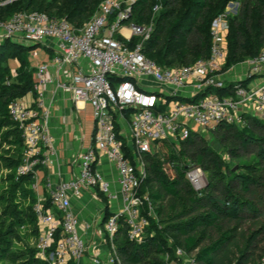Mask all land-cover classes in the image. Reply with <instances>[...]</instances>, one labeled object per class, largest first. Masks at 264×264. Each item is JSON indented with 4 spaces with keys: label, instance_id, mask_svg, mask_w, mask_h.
<instances>
[{
    "label": "built area",
    "instance_id": "2783aa9c",
    "mask_svg": "<svg viewBox=\"0 0 264 264\" xmlns=\"http://www.w3.org/2000/svg\"><path fill=\"white\" fill-rule=\"evenodd\" d=\"M138 1L104 0L81 27L40 10H21L0 19V44L10 39L27 46L26 41L52 51L36 66L34 101L27 104L19 97L8 105L24 145L17 178L34 175L31 186L37 190L38 167L52 163L56 155L46 101L51 85L68 95L78 110L89 104L93 111L92 142L74 161L75 177L58 185L48 182V202L38 198L34 206L39 253L49 264H80L87 252L72 196L89 191L98 200L121 199V209L103 223L105 239L114 242L123 220L128 238L139 242L149 226L144 205L148 204L150 215L155 212L149 194L141 192L149 175L147 155L155 144L186 141L197 130L243 128L250 118L264 119V48L249 59L244 79L221 72L228 56L221 31L228 11L213 22L208 57L191 65L162 67L146 55L143 43L134 42L136 37L149 39L154 29V19L142 25L130 21ZM163 1L156 0L152 18L162 10ZM103 156L115 167L117 190L100 170ZM186 179L203 194L207 176L201 166L188 164ZM112 249L107 263H121L115 242ZM183 253L178 250V255Z\"/></svg>",
    "mask_w": 264,
    "mask_h": 264
},
{
    "label": "trees",
    "instance_id": "16d2710c",
    "mask_svg": "<svg viewBox=\"0 0 264 264\" xmlns=\"http://www.w3.org/2000/svg\"><path fill=\"white\" fill-rule=\"evenodd\" d=\"M69 1L73 3L74 0ZM102 1L104 0H98L94 6L93 14ZM179 1L181 0L163 1L162 10L154 17L153 32L150 38L143 42L146 55L154 59L147 52L151 53L157 59L154 60L162 67H172V64L177 60L184 62L190 54L195 56V61L208 57L211 51L213 22L219 14L225 12L223 3L215 13L211 12L209 16L203 17L195 28L190 20L191 15L194 14L192 8L183 14H177V8L171 7L173 2ZM259 1L263 5V9L247 8L242 15L228 16L227 61L229 63L238 61L240 53L254 57L264 48V0ZM188 2L196 9L205 8L209 4V0H188ZM155 3L156 0H139L134 6V13L130 21L141 25L147 21L150 22ZM54 4L55 0H48L47 9L40 11H45L54 17H66L72 22L73 14L79 10L75 6L68 16H62L59 15V12L52 10ZM8 9L10 10H7L4 16H0V19H8L21 10H39L34 8ZM72 23L78 27L84 25V22ZM134 39L136 40L138 37ZM135 40L134 42H136ZM16 45L22 46L10 39L3 41L0 44V56H4L2 58L5 59L9 57L12 54L11 49ZM0 73V128L14 126L16 133L21 137L18 142L20 150H22V158L14 165L15 171H17L23 161V137L20 128L10 117L8 105L13 99L26 95L33 89V85L25 91L24 84H19L16 80L5 84L2 72L0 71ZM9 78H12L11 74ZM20 87L21 90L24 89V94L18 91ZM221 92L226 93L227 91L222 90ZM220 129L225 141L234 145L230 148L234 156H238V149L250 153L248 156L239 158V167L244 172H240V170L224 171L218 157L206 146L204 138L200 136V133L194 132L184 143L195 164L211 174L205 192L201 196L198 195L186 179L188 164L181 167L175 161L176 159L171 160L168 157L167 161L174 163L172 169L175 174L172 176L162 168L161 161L150 154L147 155L149 175L141 192L149 194L155 215L160 213L157 205L173 201L172 206L176 212L172 216L174 224L171 229L178 235L184 236V246L188 253L196 251L195 264H263L264 136L254 133H256L255 131H259V133L264 131V119L250 118L248 125L244 128L236 125H222ZM33 176L30 174L17 179L32 185ZM148 181L154 182L150 188L146 187ZM31 191L35 203L38 197L36 191L32 189ZM143 210V214L149 219V226L145 233L149 228L159 230L156 218L149 214L148 204L144 205ZM110 215L111 213L107 212L104 221ZM35 217L37 219L36 214ZM121 225L117 237L121 235L126 239L125 243L121 245L120 252L127 264H173L172 262L176 260L172 247L167 245L162 234L151 238L150 242L144 244L130 240L127 235L128 228L123 224V220ZM199 230H203V232L198 234ZM153 241H156V244L153 245V255L144 254ZM37 252L39 249L32 251L30 263L49 264L45 260L38 261ZM0 255L2 260L8 258V252ZM167 255L170 258H167ZM27 262L26 259L23 263L27 264Z\"/></svg>",
    "mask_w": 264,
    "mask_h": 264
},
{
    "label": "rangeland",
    "instance_id": "374dc122",
    "mask_svg": "<svg viewBox=\"0 0 264 264\" xmlns=\"http://www.w3.org/2000/svg\"><path fill=\"white\" fill-rule=\"evenodd\" d=\"M72 2L73 3H70L69 0H55L52 10L59 12V15L68 16L73 8L77 6L79 10L73 14L72 22L86 23L91 18V15L94 12V6L97 4L98 0H74ZM223 3L225 4V11L229 12V16L236 14L242 15L247 8L252 9L256 7L258 9H263V5L259 0H209L208 6L199 9L194 8L188 0H181L179 2H173L171 7L177 8V14H183L192 8L194 14L191 15L190 20L191 24L196 28L203 17L209 16L211 12L215 13ZM47 5L48 0H0V16H4L6 11L10 10L8 8H34L46 10ZM226 24L229 29L228 20ZM138 39L139 41H137ZM138 39L134 40L140 43L146 41L144 40L145 38L140 37ZM24 44L28 47L16 45L11 49L12 54L6 59L2 58L4 56H0V71L3 75V83L9 84L16 80L17 83L24 84V89L27 91L30 86L33 85L34 87L36 65L47 58V55L52 56V51L47 48V46L38 44L32 45L30 42L26 41ZM147 53L150 57L156 59L151 53ZM250 58L251 57L248 55L240 53L238 61L229 63V61L226 60L221 72L225 76H228V74H231L230 71H232L233 68H240V66H245V71L247 72L248 61ZM195 59V56L190 54L186 57L184 62L177 60V62L172 64V67L191 65L195 62ZM12 69H14V71ZM10 74L12 76L11 79L9 78ZM24 89L21 90L20 87L18 91L24 94ZM91 113H93V111L90 106L88 110H83L80 114L85 125L87 139H90L94 126V117ZM197 131L200 133V136L204 138L206 146H208L218 157L224 171L240 170V172H244L239 167V158L240 156H248L250 154L249 152L238 149V156H234L230 151V148L234 145L229 141H225L220 127L210 131ZM255 132L256 133L254 134L256 135L264 136V131L261 133H259V131ZM20 138L21 137L16 133L14 126L0 128V254L8 252L7 259L2 260L0 255V264H22L26 259L28 260L27 264H31L29 259L32 251L38 249L39 221L35 217L34 206L36 202H33L31 191V189H34L29 182L18 180L17 171L14 169L15 163L21 161L22 158V150H20V143L18 142ZM150 155L154 158H158L161 161L162 168L172 176L175 174L172 169L174 163L168 162V157H170L171 160L176 159L175 161L181 167L186 166L187 164H195L184 141L155 144ZM206 176L207 182L205 184V189L211 179V174L206 172ZM153 183L154 182L148 181L146 187L150 188V185ZM205 189L202 193L205 192ZM195 192L201 196L200 192H197L196 190ZM172 202L173 201L157 205L159 206L160 213H157V215L154 213V217L156 218L159 230L156 231L149 228L139 242L144 244L148 243L151 241V238H156L158 235L162 234L167 245L172 247V252L176 256V260L172 263L191 264L194 262L196 251L188 253L184 246V236L178 235L171 229L174 224L172 216L176 212L175 208L172 206ZM202 232L203 230H199L198 234H201ZM104 240L105 241L103 242L107 243L110 247V254H114L112 244L115 242L119 257L121 258V263L118 264H127L122 252H120L121 245L125 243L126 239L120 235L119 237L116 236V238H114V242L110 239L108 240V238ZM155 242L156 241H153L149 244V247L144 254L153 255L152 250L153 245L156 244ZM179 249L184 251L182 255H178ZM36 258L40 262L44 261L39 252H37ZM167 258H170V256L167 255Z\"/></svg>",
    "mask_w": 264,
    "mask_h": 264
},
{
    "label": "crops",
    "instance_id": "0c3cea01",
    "mask_svg": "<svg viewBox=\"0 0 264 264\" xmlns=\"http://www.w3.org/2000/svg\"><path fill=\"white\" fill-rule=\"evenodd\" d=\"M221 31L223 38H227L229 32L227 24L223 25ZM46 57L43 61L48 60L51 55ZM12 70L14 71V69ZM230 73L228 77L244 79L246 76L245 66L235 67ZM189 89L188 91H191ZM22 98L25 103L31 104L36 98V94L31 90ZM46 101L51 109L50 125L55 138L56 155L53 157L52 163L39 166L37 171L39 186L35 191L37 197L43 202H47L49 198L48 182L58 185L75 177L77 168L74 161H76L78 154L91 145L92 134L95 129L93 126L91 137L87 139L85 125L80 117L83 110H78L69 96L59 90L57 91L54 85L49 87ZM79 106L81 107L83 104H79ZM84 107V110H88L90 105L84 104ZM91 114L93 115V113ZM44 152H46L45 149ZM102 161L100 170L113 182V187L117 190L119 186L115 167L106 156L102 157ZM71 200L72 208H74L73 210L80 221L79 231L87 241L88 246L80 264H108L110 247L103 242L105 241V225L103 223L107 212L111 213L121 209V199L108 200L102 196L98 200L94 198L91 192L86 191L81 197L72 196Z\"/></svg>",
    "mask_w": 264,
    "mask_h": 264
},
{
    "label": "water",
    "instance_id": "95a60500",
    "mask_svg": "<svg viewBox=\"0 0 264 264\" xmlns=\"http://www.w3.org/2000/svg\"><path fill=\"white\" fill-rule=\"evenodd\" d=\"M209 89H207V91H208Z\"/></svg>",
    "mask_w": 264,
    "mask_h": 264
}]
</instances>
